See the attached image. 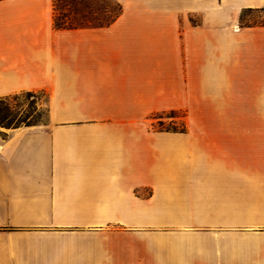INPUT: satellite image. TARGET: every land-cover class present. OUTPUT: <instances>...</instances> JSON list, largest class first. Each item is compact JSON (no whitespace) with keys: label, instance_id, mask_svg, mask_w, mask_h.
Instances as JSON below:
<instances>
[{"label":"crops","instance_id":"crops-1","mask_svg":"<svg viewBox=\"0 0 264 264\" xmlns=\"http://www.w3.org/2000/svg\"><path fill=\"white\" fill-rule=\"evenodd\" d=\"M119 2L59 28L0 0V97L48 96L0 126V264H264V26L239 23L264 0ZM185 107L208 130L145 128Z\"/></svg>","mask_w":264,"mask_h":264},{"label":"rangeland","instance_id":"rangeland-1","mask_svg":"<svg viewBox=\"0 0 264 264\" xmlns=\"http://www.w3.org/2000/svg\"><path fill=\"white\" fill-rule=\"evenodd\" d=\"M119 0H53V22L56 15L57 22L68 21L72 24L83 22H97L107 18L117 10ZM191 22H200L201 14L190 16ZM239 23L248 26L264 25V5L258 9H243L239 15ZM14 108L11 114L17 119L27 117V121L44 123L48 117V96L45 91H34L32 94L20 92L9 95ZM208 117L213 112L207 107L200 109L171 108L153 109L145 113V128L151 131L191 132L206 131L207 122L198 123L201 116ZM206 119V118H205ZM211 126V125H210ZM146 190V189H145ZM144 190V191H145Z\"/></svg>","mask_w":264,"mask_h":264},{"label":"trees","instance_id":"trees-1","mask_svg":"<svg viewBox=\"0 0 264 264\" xmlns=\"http://www.w3.org/2000/svg\"><path fill=\"white\" fill-rule=\"evenodd\" d=\"M117 10L113 13V15L98 20L97 22H83L78 24H72L68 21L57 22L56 15L54 17V24L56 27L59 28H75L78 26H108L114 20H116L119 15L121 14V6L120 4L116 3ZM264 26V25H260ZM26 94H32V91H24ZM23 93V92H22ZM9 96L0 97V126L1 127H19V126H31V125H38L41 123L27 121V117H21L17 119L15 115L11 114L13 111V104L10 102Z\"/></svg>","mask_w":264,"mask_h":264}]
</instances>
